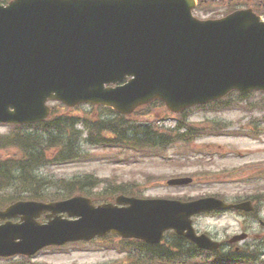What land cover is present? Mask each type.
I'll return each instance as SVG.
<instances>
[{
    "label": "water",
    "instance_id": "obj_1",
    "mask_svg": "<svg viewBox=\"0 0 264 264\" xmlns=\"http://www.w3.org/2000/svg\"><path fill=\"white\" fill-rule=\"evenodd\" d=\"M196 0H14L0 5V123L44 121L48 100L89 103L131 115L161 98L169 109L220 99L233 90L264 91V22L252 10L217 20L194 17ZM128 78V83L117 85ZM191 180L170 181L186 184ZM119 208H94L75 198L44 205L19 202L0 221V256L34 255L49 245L91 240L110 232L160 243L176 232L200 248L219 243L198 235L191 217L220 209L252 210L214 198L193 203L118 198ZM51 211L56 218L40 225ZM67 212L76 221L57 215ZM246 235L232 242L244 240Z\"/></svg>",
    "mask_w": 264,
    "mask_h": 264
},
{
    "label": "rangeland",
    "instance_id": "obj_2",
    "mask_svg": "<svg viewBox=\"0 0 264 264\" xmlns=\"http://www.w3.org/2000/svg\"><path fill=\"white\" fill-rule=\"evenodd\" d=\"M254 1L258 0L249 2ZM228 4L227 0H212L201 9L202 14H198L204 18L214 13L222 15L228 9ZM51 105L59 108L56 103ZM224 105L225 107L216 110L191 108L182 113L183 119L197 125L210 122L219 128L225 127V135L204 137L194 146L177 145L167 153L153 156L154 154L145 155L125 149H103L84 145L83 153L88 151L84 160L61 166L49 165L35 172L41 183L65 188L69 187L75 176L93 175L101 179L108 178L107 182L115 184L121 182L139 185L141 196L146 198L192 200L225 195L229 203L250 201L256 207L252 214L229 211L203 215L194 218V226L199 233H206L213 240L222 243V254L235 252L239 248L255 255L257 264H261L264 260V176L260 175L264 169V108L261 107L264 106V94H253L246 100H241L235 94ZM95 111L91 106L84 105L77 113L73 111V114L80 119H94ZM97 111L99 114L107 112ZM65 112L66 110L60 108L58 116H64ZM154 112L155 116H159L162 126H175L176 116L168 118L163 108L155 109ZM11 131V126L0 125V135L9 134ZM15 152L11 149L0 156H9ZM237 168H240L237 174L224 177L232 178L231 181L206 180L205 177L196 175V171L228 173L227 171ZM179 177H192L194 181L188 186L168 185L170 179ZM235 177L244 179L233 180ZM104 189H107L104 184L97 187L100 191ZM48 191L56 193L59 189L48 187ZM242 234L248 237L244 242L229 243L230 239ZM166 239L173 242L176 240L172 235ZM100 243L47 249L32 260L0 259V264H129L126 262L127 255L107 250ZM192 246V243L187 242L182 249L190 252Z\"/></svg>",
    "mask_w": 264,
    "mask_h": 264
},
{
    "label": "trees",
    "instance_id": "obj_3",
    "mask_svg": "<svg viewBox=\"0 0 264 264\" xmlns=\"http://www.w3.org/2000/svg\"><path fill=\"white\" fill-rule=\"evenodd\" d=\"M11 0H1L2 3H8ZM200 4L197 12L201 13V9L211 3L212 0H199ZM162 103L158 102V106ZM217 103L213 104L216 105ZM155 105H152L151 108ZM94 119L90 117L79 118L73 111L64 116H52L48 121L32 125V126H12V131L7 135H0V154L14 149L16 152L12 155L0 156V191L11 187L10 179L18 178L21 189L9 194V202L22 196L24 193H31V189L36 188V182L32 181L37 178L35 171L45 168L51 164L73 162L81 158V144L86 142L93 146L103 147H126L132 149H155L160 147H168L178 141L190 142L197 136L213 132V124L207 123L203 125H194L186 123L180 118L181 126L176 130L160 131L155 124H138L134 117L149 118L152 113L140 112L134 114L133 117H126L107 108H98ZM67 110V108H65ZM97 110H107L106 113L99 114ZM81 123V125H80ZM83 126L84 129H79ZM179 130H185L180 133ZM87 133V136L84 135ZM123 188H119V190ZM116 189L113 190V192ZM127 190L125 193H129ZM36 193V192H32ZM133 194V193H132ZM134 195H139V191L135 190ZM37 197V195H36ZM6 205V204H5ZM178 244H185V239L177 238ZM196 251L197 248L192 246L190 249ZM151 257L155 256L151 251L147 250ZM169 251V249H168ZM202 253V252H201ZM173 254L158 256L159 259H170ZM182 257H190L182 249ZM216 262L228 260L225 256L216 255ZM233 255L230 260L243 258L248 260L246 255L238 257ZM157 257V256H156ZM238 257V258H235Z\"/></svg>",
    "mask_w": 264,
    "mask_h": 264
}]
</instances>
